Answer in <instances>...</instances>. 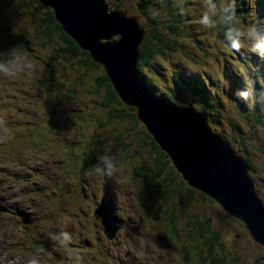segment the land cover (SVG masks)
<instances>
[{
  "label": "rangeland",
  "instance_id": "1",
  "mask_svg": "<svg viewBox=\"0 0 264 264\" xmlns=\"http://www.w3.org/2000/svg\"><path fill=\"white\" fill-rule=\"evenodd\" d=\"M155 1L169 6L170 10L179 8L177 12L182 18L183 29L177 40L183 51L171 53L167 57H157L143 68V74L150 79L155 90L151 88L152 92L166 95L168 99L174 96L176 103L189 105L181 101V98L187 99L178 91L174 76L183 73L190 76L198 74L205 82H213L212 91L219 92L218 101L224 106L227 104L228 110L223 109L227 112L226 115L220 114L213 118L208 115V118L215 121L210 124L208 120V125L215 135L235 147L251 163L249 165L247 162L251 169L250 176L255 191L264 203V104L257 95L254 108L248 107L244 101L238 107L239 98H235L236 91L243 88L249 80L256 81L258 93L264 89V72L261 73L263 78H258L251 74L250 66L246 68L244 63L232 58V52L237 51L232 50L226 41H221L218 34L220 26L206 29L199 25L198 19L206 10L204 0ZM106 2L111 10L125 11L129 16L139 17L141 25L146 24L138 0ZM227 2L228 0H219L217 5L219 7ZM257 2L256 0L254 3ZM115 6L121 8L116 9ZM255 7L248 9L250 20L253 14L257 16ZM28 8V12H34V16L26 10L19 11L12 0H0V51L16 45L14 37L5 35L9 29H13L11 34H22L27 41H32L30 47L24 49H27L25 53L37 64V71L32 75L0 77V109H3L0 120L5 122L9 130L0 142V162L4 164L0 167V252L4 246L5 252L9 245L23 247L37 236L38 231L41 232L40 238L49 235L56 239L69 223L72 227L67 233L79 230L85 239H80L77 233H73V241L70 240L67 244L62 241L61 248L58 249L60 260L52 258L54 249L47 242L43 254L46 264H123L127 255H137L144 264H203L200 258L198 262L194 261V256L188 252L191 246L187 241L188 235L185 237L179 231V226L190 229L186 221L191 215L199 217L201 214L205 216L206 226H210V230L218 226L217 232L223 239V245L228 246L229 264H233L234 255L240 256V264H264V245L251 238L245 223L226 214L217 204L204 198L205 194L198 190L193 191L183 180L181 188L184 191L179 194L180 199H175L176 210L179 203L182 204L179 212L176 211V224H170L163 217V210L170 211L175 201H161L155 206L146 199L140 181H136L134 177L140 171L138 161L148 163V154L151 156V152L147 154L149 146L140 137L146 132L145 126L139 121L135 123L116 119L107 120L110 124H102L107 119L106 109L101 105V97L92 88H87L90 84L89 77H84L77 70L78 67L73 65L74 62H69L70 56H60L54 52L55 41L52 47H40L42 36L39 31L34 30L33 22L39 23L42 15L35 8ZM158 9H161L156 10L160 14L158 19L161 22L166 19L162 15L165 9ZM246 11L244 8L243 12ZM235 23L242 29L248 26V22L241 19ZM145 29L147 32L148 28ZM112 39H117V36ZM103 41L105 40L101 42L105 43ZM246 47L248 42L245 40L241 50ZM51 57L56 58L55 64L50 61ZM59 59H62V65L57 63ZM47 63L60 74L58 86L56 84L55 91L49 94L43 90L46 89L44 80L39 81ZM226 69L234 83L225 77ZM97 74L96 77L99 76ZM205 76H210L213 81ZM79 78L84 81L83 84L75 83ZM53 93L62 96L63 100H57ZM195 108L200 110L199 107ZM52 109L60 113L52 115ZM128 110L132 116L137 115L135 108L123 109L124 112ZM13 118L18 126H14ZM234 125L239 129L234 128ZM66 140L77 141L69 145ZM90 151L94 163L81 168L77 159ZM105 154L108 166L114 172L110 178L98 168V165L103 166L100 157ZM11 165L17 168L14 169ZM69 187L71 194L67 190ZM186 189L194 192L191 201H181L189 196ZM44 190L48 194L41 196ZM102 198L110 203L116 202L117 207L120 206L124 213L115 209L119 219H116L109 203ZM21 205L29 212L25 213V217L29 216L28 220L19 214ZM100 206H105L118 221V229L113 238L105 236L102 219L93 215ZM63 219L67 225L57 232ZM121 219L126 221V225L119 223ZM23 222L32 224L28 226ZM174 231L177 235H173ZM78 245L83 247H75ZM87 247L92 249L88 250ZM147 249L154 251L152 260L150 254L146 255ZM216 253L222 255L220 252ZM72 256L77 257V261ZM162 256L171 259L173 263H163ZM61 257L65 259L61 260ZM35 263L36 260L33 261Z\"/></svg>",
  "mask_w": 264,
  "mask_h": 264
},
{
  "label": "water",
  "instance_id": "2",
  "mask_svg": "<svg viewBox=\"0 0 264 264\" xmlns=\"http://www.w3.org/2000/svg\"><path fill=\"white\" fill-rule=\"evenodd\" d=\"M37 1L53 9L63 30L96 63H104L119 99L136 109L137 119L183 179L230 208L264 245V209L244 157L211 131L206 114L189 106L167 105L144 88L138 64L147 32L139 19L111 10L106 0ZM96 214L107 236L113 237L118 221L105 206Z\"/></svg>",
  "mask_w": 264,
  "mask_h": 264
},
{
  "label": "trees",
  "instance_id": "3",
  "mask_svg": "<svg viewBox=\"0 0 264 264\" xmlns=\"http://www.w3.org/2000/svg\"><path fill=\"white\" fill-rule=\"evenodd\" d=\"M138 1V6L143 10L142 15L144 20L146 21V26L144 25V27L148 28L149 31H147L148 35L146 36V39L140 48V58L138 66L142 83L148 90H150V92H152V89L154 90V88L151 85L152 83L150 79H148L145 74H143V68L145 66L150 65L149 62L157 57H167V55L171 53H178L183 51V48L180 46L177 40L180 32L183 29L181 24L182 18L178 16L177 11L179 8L177 7L173 10H170L169 6H164V4L157 3L155 0ZM255 1L256 0H236V20L241 19L244 20L245 23L247 21L248 24L246 25L248 26L254 23L264 24V0H257L258 2L254 3ZM215 2L218 3L219 0H215L214 3ZM12 3L16 5L19 11L26 10L27 13H30L28 12V7H31L35 8L37 12H41L42 16L40 17L39 23L36 24L35 22H33L34 30L39 31L42 36V42H40V47H52L51 45L55 41L56 48H53L54 52L59 53L60 56L61 54H67L68 56H70V58H68L69 62H74L73 65L78 67L77 70L81 71L84 74V77H89L90 84H88L89 86H87V88H92L95 94L101 97V105L106 109L107 119H104L102 123L103 125L110 124V122L108 121H113L114 119L129 122L132 121L135 123L139 121L136 115L132 116L130 114V110L126 112L123 111V109L127 108L128 106L123 104L117 96L110 79L106 75V71L103 66L96 63L90 57L89 53L82 50L77 44V42L72 40L70 36L66 32H64L62 26L57 22L52 9H49L39 4L35 0H12ZM254 6H256L255 9L257 10V16L253 14V18L252 20H250L248 19L249 10L253 9ZM115 8L120 9L121 7L115 6ZM158 8L165 9L163 12L164 14H161L164 15L163 17H165L166 19H162L161 22H159L158 19L160 14L156 12V10H161ZM244 8L247 9L246 13L243 12ZM30 15L34 16V12L30 13ZM149 21L150 23H148ZM223 27L224 26H220V30L218 33L222 42L225 41ZM12 30L13 29H9L8 33L5 35H11V37H14V39L16 40L15 44L20 45L23 49L25 47H30L29 45L32 43V41H27L26 38H23L25 36H23L22 34H11ZM19 39L21 40L18 42ZM247 49L248 47L244 48L243 50L237 51L236 53L232 52V58L238 60L240 63H244L246 65V68L250 66V71L252 72L251 74H254L258 78H260L262 77L261 73L264 72V60H261L256 55L250 53ZM24 50L27 51V49ZM50 61L55 64L56 58L51 57ZM58 61V64H63L62 59H59ZM97 73H99L98 77H96V75H98ZM226 76L230 78V80H232V82L234 83L227 69L225 71V77ZM205 77L207 79L212 80L210 76ZM59 78V71L56 68L51 67L50 63H47L44 66L43 76H39V81L42 79L44 80L43 85L46 89L43 90H46L49 94L55 91L54 87H56V84L58 86ZM174 80L177 83L178 91L180 92L182 97L187 99L185 100L181 98L182 102L189 104L192 107H199L200 110L204 111L211 118H213L214 116H220V114L226 115L227 112L223 111V109L228 110L227 104L224 106L218 101L217 95H219V92L212 91V88L214 87L213 82H208V80H206L205 82L204 79H201L200 75L198 74L190 76V74L185 73H183L182 75L174 76ZM196 81H198L199 83H195ZM78 82H80V84H83L84 81L79 78L77 81H75V83ZM54 95L57 100H60V102L63 100L62 96H59L57 94ZM155 95L166 102L174 101L173 95L171 99H168L166 95ZM235 98L238 97L236 96ZM238 101V107H241L243 101L240 99H238ZM59 113V111L57 113L55 112V110H51L52 115ZM28 115L30 114L28 113ZM85 122H87V119L85 120ZM213 122H215L214 119L209 118V123L211 124ZM237 124L238 126H240V123L237 122ZM234 128H237V130L239 129L237 125L236 127L234 125ZM53 131L54 130H51V132ZM143 133L140 136L141 140L144 141L147 146H149L147 148V154L148 152H151V156L148 154V163L138 161L140 171L138 172L137 176L135 175L134 177L136 181H140L139 183L142 187L144 194L146 195V199L151 204L153 203L152 205L155 206L159 205L161 201L170 203L169 200L175 201V199H180L178 198V196L184 191L181 188V186L183 185L182 180L186 184L187 182L183 179L181 174L179 176V173L171 162L170 157L167 156V154L159 147V145H157V143L155 142L153 137L147 132V130ZM76 141L77 140L72 142L67 141L66 143L72 145ZM78 144L80 146V143ZM77 162L80 163L79 165L81 166V168H85L86 166L89 167L92 163H94V160L91 156V151L90 153L87 152L86 155H83L82 157L77 159ZM247 162L249 163V165L251 164L249 161ZM67 190L69 191L68 193L71 194V188L69 187ZM194 190L195 189L193 188V191ZM186 191H188V189H186ZM193 191L189 190V196H185V198L181 199V201H191L190 198H193ZM184 194H186V192H184ZM204 198L208 197L204 196ZM210 202L216 204L211 199ZM173 204L174 207L171 208L170 211L165 212V210H163V217L167 219L170 224H172V222H174L176 218L178 219V214L176 213V211L179 212V207L182 206V204L179 203V207L176 210V201ZM183 219H181L182 222H184ZM205 220V216L201 214L199 217H197V215H191L187 219L186 223L188 224V227H190L192 232H190V229H188L186 226H179V231L182 233L181 235H184L185 237L188 235L187 241H189L191 245L190 248H188V252L190 253V255L194 256V261L196 262H198V258H200L203 264H229V252L227 251L228 246L226 244L225 246L223 245V239L221 238L220 233L217 232L218 226L216 225L214 229L210 230V226H206ZM174 223L176 224V222ZM174 233L175 234L173 235H177L175 231ZM216 252H220L222 253V255L220 256ZM232 263L240 264V256L234 255Z\"/></svg>",
  "mask_w": 264,
  "mask_h": 264
},
{
  "label": "clouds",
  "instance_id": "4",
  "mask_svg": "<svg viewBox=\"0 0 264 264\" xmlns=\"http://www.w3.org/2000/svg\"><path fill=\"white\" fill-rule=\"evenodd\" d=\"M206 10L203 11L198 19L199 25L206 29H216L218 26H224L225 41L234 51H240L243 41L248 42V51L261 60H264V24L254 23L246 28H240L236 23V0H228L222 6L214 3V0H204ZM37 71L36 62L31 59L20 45H14L6 50L0 51V77L14 78L19 74L32 75ZM256 81L249 80L244 87L238 89L235 95L250 108H254L257 102V95L260 102L264 104V89L259 93L256 89ZM8 128L3 120H0V142L3 141L8 133ZM105 156H101L100 160L103 166L98 165L100 171L110 178L114 172L109 168L108 161ZM58 239L67 244L71 237L69 233H61Z\"/></svg>",
  "mask_w": 264,
  "mask_h": 264
},
{
  "label": "bare ground",
  "instance_id": "5",
  "mask_svg": "<svg viewBox=\"0 0 264 264\" xmlns=\"http://www.w3.org/2000/svg\"><path fill=\"white\" fill-rule=\"evenodd\" d=\"M36 2H38L39 4H41L39 1H37V0H35ZM41 5H43V4H41ZM44 6V5H43ZM46 7V6H45ZM48 8V7H47ZM49 9H52V8H49ZM52 11H53V9H52ZM125 12V11H124ZM53 13H54V11H53ZM263 13H264V11H263ZM136 17V16H135ZM136 18H138L139 19V17H136ZM56 20H57V18H56ZM58 22V21H57ZM59 23V22H58ZM142 26V25H141ZM144 27V26H143ZM144 29H145V27H144ZM146 30V29H145ZM65 32V31H64ZM103 42H105V41H103ZM143 45V44H142ZM139 52H140V50H139ZM95 61V60H94ZM98 64H100V65H102L103 66V68L105 69V65H104V63H102V62H98ZM141 77V76H140ZM111 81V80H110ZM142 82V81H141ZM143 84V83H142ZM113 85V84H112ZM143 86H144V84H143ZM114 88V87H113ZM144 88L151 94V95H153L155 98H157V99H159V100H161L162 102H164L165 104H167V105H169V104H175L176 103V101L174 100L173 102H166V101H164L163 99H160L159 97H157L155 94H153L152 92H150V90H148L145 86H144ZM115 90V89H114ZM166 94H168V93H166ZM12 104V103H11ZM176 104H179V103H176ZM180 105H182V106H189V107H192L191 105H183V104H180ZM192 108H194L195 110H197V111H200V112H203L204 114H206L204 111H202V110H198V109H196L194 106L192 107ZM8 109V108H7ZM7 109H6V112H7ZM3 116V109H0V117H2ZM206 116H207V123H208V120H209V118H208V115L206 114ZM12 121L13 122H15V125L14 126H18L17 125V122L15 121V118H13L12 119ZM209 126V125H208ZM209 128H210V126H209ZM216 136H218V135H216ZM220 137V136H219ZM220 138H222V137H220ZM227 143V142H226ZM228 144V143H227ZM230 147H232V148H234L235 149V151L236 152H238L237 150H236V148L235 147H233V146H231L230 144H228ZM239 153V152H238ZM240 154V153H239ZM242 155V154H241ZM243 156V155H242ZM244 157V156H243ZM244 159H245V157H244ZM246 160V159H245ZM172 162V161H171ZM247 162V161H246ZM247 165H248V163H247ZM4 166V164H3V162L1 161L0 162V167H3ZM11 166H13V165H11ZM13 168L14 169H16L17 167H15V166H13ZM248 168H249V171H250V167L248 166ZM43 172H44V175H46L47 173H46V171L45 170H43ZM249 177H251L250 176V172H249ZM252 179V178H251ZM253 180V179H252ZM63 184V183H62ZM188 184V183H187ZM189 185V184H188ZM190 186V185H189ZM195 190H198V191H200V192H202L203 194H205L208 198H210L211 200H213L226 214H229L230 216H232V217H235V218H237V219H239V217L237 216V215H235V214H233V212L230 210V208H228L227 210L222 206H220L214 199H212L211 197H210V195L208 194V193H206L204 190H202V189H198V188H194ZM72 192V191H71ZM45 193H47L48 194V192H46L45 190H44V194L43 195H41V196H46L45 195ZM257 193V192H256ZM258 195V194H257ZM85 196H86V193H85ZM48 197H49V200H50V195H48ZM88 197V196H87ZM258 197H259V195H258ZM259 199L261 200V202H262V206H263V209H264V203H263V200L259 197ZM102 200L104 201V202H107V203H109V206L111 207V210H112V212L114 213V215H115V217H116V219H119L120 218V216L119 215H117L116 214V212H115V209H118L121 213H124V211L120 208V206H118L117 207V204H115L116 202H114V203H110V202H108L106 199H104V198H102ZM21 200H19V202H20ZM19 202H17V204L19 203ZM20 208L21 209H19V214H20V216L21 215H23V214H25V213H29L28 211H25L24 210V206L23 205H21L20 206ZM97 210H98V208H96L95 209V211H94V213H93V215H94V217H98L97 216V214H96V212H97ZM57 211H61V210H57ZM29 217V216H28ZM28 217H25V219H29ZM239 220H241V219H239ZM26 221V220H25ZM242 221V220H241ZM101 222H102V220H101ZM132 222L134 223L135 221L132 219ZM242 222H244V221H242ZM119 223L121 224V225H123V224H125L126 225V221H123L122 219L121 220H119ZM245 223V222H244ZM25 224H28V226L30 225V224H32V222H25ZM67 224L65 223V219H63L62 220V223L60 224V226H59V229H58V231L57 232H59V230H62L65 226H66ZM103 225V224H102ZM245 225H246V228H247V231L249 232V234H250V236H251V238L254 240V241H256L253 237H252V234L250 233V231H249V229H248V227H247V224L245 223ZM72 226L71 225H69V223H68V226L66 227V229L65 230H63V233H67V230L68 229H70ZM104 227V226H103ZM117 228V227H116ZM118 229V228H117ZM116 229V230H117ZM73 233H77L78 235H79V238L80 239H82V238H84L81 234H80V232H79V230H77V231H72L71 233H70V237H71V240L73 241ZM41 234V232L40 231H38V233L36 234L37 236H35L32 240H30V241H28L23 247H16V246H12V245H9V246H6V252L4 251L5 250V246H4V249H3V251L2 252H0V264H33V261L34 260H36V263L35 264H46V259L45 260H43V254H44V250H45V246L47 245V242H49V244H50V247H53V249H54V252L52 253V258H60L59 257V254H58V249L59 248H61V243H62V239H58L57 237H56V239H54L53 237H51V236H49V235H47V236H45V237H43V238H40L39 237V235ZM104 234H105V236H107V234L105 233V227H104ZM114 235H116V234H114ZM114 237V236H113ZM112 237V238H113ZM85 239V238H84ZM257 242V241H256ZM259 243V242H258ZM260 244V243H259ZM88 245V244H87ZM262 245V244H261ZM90 246V245H89ZM75 247H77V248H80L81 249V247H83V245H78V246H75ZM68 248H70V249H73L72 247H68ZM86 249H88V250H91L92 248H89V247H87ZM49 252H47V254H48ZM152 253H154V251L152 250V251H149L148 249L146 250V255H149L150 254V257H151V260H152V258H153V256H152ZM164 256V255H163ZM162 256V262L164 263V262H171V263H173L172 262V260L171 259H168V258H166V257H163ZM64 257H67L66 255L64 256ZM127 258H125L124 260H123V264H144L143 262H141V260L137 257V255H132V256H130V255H127L126 256ZM72 258H74L76 261H77V257H75V256H72ZM63 259H65V258H63V257H61V260H63ZM60 260V259H59ZM88 263H90V261H87ZM78 263V262H77ZM158 263V262H157Z\"/></svg>",
  "mask_w": 264,
  "mask_h": 264
},
{
  "label": "flooded vegetation",
  "instance_id": "6",
  "mask_svg": "<svg viewBox=\"0 0 264 264\" xmlns=\"http://www.w3.org/2000/svg\"><path fill=\"white\" fill-rule=\"evenodd\" d=\"M105 199V198H104ZM109 202V201H108ZM186 240V238L184 239V241ZM122 264V263H121Z\"/></svg>",
  "mask_w": 264,
  "mask_h": 264
}]
</instances>
